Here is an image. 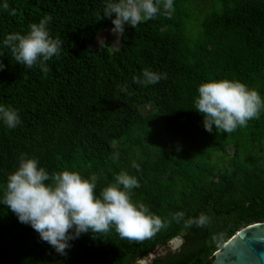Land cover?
<instances>
[{
    "label": "trees",
    "instance_id": "1",
    "mask_svg": "<svg viewBox=\"0 0 264 264\" xmlns=\"http://www.w3.org/2000/svg\"><path fill=\"white\" fill-rule=\"evenodd\" d=\"M7 2L0 39L48 16L50 36L63 43L47 72L17 65L0 49V104L21 119L14 129L0 124V185L25 154L49 173L94 180L96 194L126 171L140 184L132 200L161 218L178 210L211 216L207 228L186 230L178 252L150 264H210L236 232L264 222V110L223 133L206 131L192 109L197 86L209 79L238 80L264 98V0H172L170 12L161 3L155 18L124 27L116 49L91 46L113 28L105 0ZM146 60L166 75L140 86L132 77ZM179 231L173 222L141 242L84 233L60 256L0 205V264H138Z\"/></svg>",
    "mask_w": 264,
    "mask_h": 264
},
{
    "label": "clouds",
    "instance_id": "2",
    "mask_svg": "<svg viewBox=\"0 0 264 264\" xmlns=\"http://www.w3.org/2000/svg\"><path fill=\"white\" fill-rule=\"evenodd\" d=\"M161 3L164 10L171 11L172 0H105L103 16L111 19V31L123 33L125 25L134 29L155 18L161 11ZM8 7L7 0H0V11ZM50 20L46 16L30 24L24 34H7L0 39V49H8L17 65L47 72V62L59 56L63 43L60 38L50 36L47 28ZM4 69L5 65L0 63V71ZM165 75L143 69L132 81L140 86L155 85ZM192 109L202 116L206 131L212 132L215 127L218 132L232 133L238 126L259 118L264 98L238 80L209 79L197 86ZM0 124L16 128L21 124L19 112L0 104ZM139 187L135 176L121 171L96 194L94 180L67 169L49 173L39 166L37 159L22 154L18 166L0 185V205L6 206L19 223L30 226L60 256L66 255L70 242L84 233L102 236L114 231L121 240L141 242L153 238L173 222L180 226L179 233L168 242L169 250L175 253L184 244L187 229L193 225L207 228L212 223L206 212L186 217L184 211L178 210L171 214L170 220L161 218L144 203L132 200V190ZM211 239L218 243L220 236L213 234ZM154 258L149 253L139 264H150Z\"/></svg>",
    "mask_w": 264,
    "mask_h": 264
},
{
    "label": "water",
    "instance_id": "3",
    "mask_svg": "<svg viewBox=\"0 0 264 264\" xmlns=\"http://www.w3.org/2000/svg\"><path fill=\"white\" fill-rule=\"evenodd\" d=\"M210 264H264V222L236 232L213 253Z\"/></svg>",
    "mask_w": 264,
    "mask_h": 264
},
{
    "label": "rangeland",
    "instance_id": "4",
    "mask_svg": "<svg viewBox=\"0 0 264 264\" xmlns=\"http://www.w3.org/2000/svg\"><path fill=\"white\" fill-rule=\"evenodd\" d=\"M111 29L112 28H108L105 31H103L100 35H98V37H96V39L91 44L92 48L95 49V48H98L100 45L105 44L106 46H109L111 49H116L119 46L117 38L120 33H114L113 31H111ZM144 66L148 67L149 69L151 68V63L149 62V60L145 61ZM169 252L171 251L169 250V244H167L164 247L155 248L152 254H154L156 258V257H162L168 254ZM139 261H138V264H139Z\"/></svg>",
    "mask_w": 264,
    "mask_h": 264
}]
</instances>
